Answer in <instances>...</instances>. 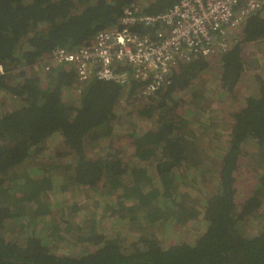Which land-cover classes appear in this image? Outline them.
Listing matches in <instances>:
<instances>
[{
	"label": "trees",
	"instance_id": "16d2710c",
	"mask_svg": "<svg viewBox=\"0 0 264 264\" xmlns=\"http://www.w3.org/2000/svg\"><path fill=\"white\" fill-rule=\"evenodd\" d=\"M134 1L0 0V94L18 103L0 115V264H264V219L258 215L264 204V81L256 77L257 96L239 105L235 95L244 79L243 46L264 40L263 17L242 22L236 30L242 37L226 53L181 64L155 95H146L135 80L128 85L82 81L73 66L52 64L47 71L43 64L57 47L91 45ZM177 1L161 0L144 13L164 12ZM215 61L222 65L219 108L200 83ZM32 67L37 73H29ZM125 94L135 98L126 113L134 122L123 132L116 128L123 119L116 107ZM225 100L240 109L226 108ZM187 113H194L192 128L200 132L187 130ZM219 113L230 127L224 144L217 141ZM117 131L131 141L130 161L121 139L113 138ZM204 140L219 144L202 145ZM248 145L258 160V185L238 205L236 173ZM46 151L47 164L27 167ZM211 178L215 191L203 212L193 208L187 217L179 216L182 201ZM80 189L95 205L72 203L81 217L74 226L57 225L53 214L49 223V197L62 202ZM122 203L117 217L124 224L110 235L107 228L98 229V214ZM171 209L169 218L165 212ZM199 215L206 226L192 244L165 247L151 233L165 224L197 222ZM60 231L75 232L91 249L55 254L50 244Z\"/></svg>",
	"mask_w": 264,
	"mask_h": 264
},
{
	"label": "built area",
	"instance_id": "2783aa9c",
	"mask_svg": "<svg viewBox=\"0 0 264 264\" xmlns=\"http://www.w3.org/2000/svg\"><path fill=\"white\" fill-rule=\"evenodd\" d=\"M255 15L264 18V0H178L157 14L132 5L91 45L57 47L43 64L47 71L52 64L73 66L82 81L96 78L128 85L135 80L146 95H155L181 64L198 58L210 61L232 49L238 26ZM144 29L149 32H141Z\"/></svg>",
	"mask_w": 264,
	"mask_h": 264
},
{
	"label": "rangeland",
	"instance_id": "374dc122",
	"mask_svg": "<svg viewBox=\"0 0 264 264\" xmlns=\"http://www.w3.org/2000/svg\"><path fill=\"white\" fill-rule=\"evenodd\" d=\"M161 0H135L133 3L136 7H138L142 11H147L150 9L151 6L158 5ZM236 39L239 41V38L242 37L239 32H236ZM243 62L245 64V71H244V79L242 80L238 87L235 90V95L237 98V104L239 105L240 100H245L249 98L250 96L258 94V89L256 86V77H259L264 81V40H258L257 42H251L247 43L243 46ZM212 68L209 72H206L204 75H202V80H201V90L204 88L209 91L210 94L214 95L212 96V102H213V107L214 108H219V104L216 100L221 101L220 94L223 93L222 90L220 89L221 87V76H222V65L219 63V61H215L212 64ZM30 69V68H29ZM28 69L29 73L31 74L32 71L37 73L39 70L36 67H32L30 70ZM218 69V70H217ZM33 74V73H32ZM127 93V92H125ZM11 97H5L3 93L0 94V115L2 114V110L7 111L8 109L12 108V105L14 104L12 100H10ZM130 100L133 102L135 101L134 97H128L127 94H125L122 97L121 104L116 107L117 113L123 115V119L120 122V125L117 126L120 131L125 132L126 130L129 129L128 123L131 121L132 123L134 120L127 116V111L129 110V105H130ZM187 100V99H186ZM227 102V103H226ZM231 100H225V107H231L233 106V110L240 109L239 106L236 104H229ZM210 103V102H209ZM5 104V105H3ZM15 106H18V103L14 104ZM142 106V104H137V107ZM217 110V109H215ZM194 112V111H193ZM187 116L190 118L189 122V128L187 129L189 132H198L199 129H194L192 128V125L197 122L196 117L194 113H187ZM136 118V116H135ZM137 119V118H136ZM228 121V120H227ZM223 119L221 118V113H219L218 117V123L219 129H220V135L217 137V141L220 142V144H224L223 142L228 141V130H229V125L224 126L226 123H223ZM139 128H142L141 123L139 124ZM200 132V131H199ZM120 134L118 131L113 134V138L117 140L118 138L121 139V144L123 146H126V151H125V157L130 161L131 160V152L133 149L129 146L131 141L126 140L125 138H122L119 136ZM200 137V136H199ZM223 141V142H222ZM202 145H210V144H219V143H212V142H205L204 141H199ZM53 146V145H52ZM204 147V146H203ZM244 153H245V158L241 160L240 167L236 173L237 177V188H238V196L236 199V203L240 205L245 198L249 196V193L253 188L257 187L258 185V178L256 177V172L258 170V160L256 161L255 153L254 150L252 149L251 145L244 146ZM47 151L44 152L42 157L40 159H35L34 161L31 160L28 162L29 164L27 165L28 168H34L37 165L40 164H47ZM212 177V176H210ZM213 178V177H212ZM212 178L205 183V185L202 187V191L199 192H193L189 195V198L186 201H182V208L179 211V216L187 217V213L191 211L193 208L198 211V212H203L204 210V205H205V200L208 198L210 194H212L215 191V186L211 185V180ZM84 189H80L77 191L71 190L70 193H67L65 197H61L60 199L57 200L56 197H49V210L50 213L47 214L46 220H49L50 223V218H52L50 215L53 214L57 218V225H66V227H70V224L74 226V223H78L79 220L81 219L80 215L77 214L76 209L73 207L72 203L74 202H80L81 204L84 205H89L90 207L95 205L92 202L86 201V194L82 193ZM86 195V196H85ZM72 196V197H71ZM264 202V201H263ZM124 204L122 203L119 207L116 208V210L112 206L108 211H103L100 212L97 216L98 220V225L100 226L98 229H104L107 228V234L110 235L114 232V230H117L118 227H121L120 225L124 224V222L119 219L117 216L122 210V206ZM169 204H167L168 206ZM167 210V207L165 208ZM98 211V210H97ZM173 209L170 211L165 212V215L170 218L172 214ZM258 215L264 219V204L262 208H260ZM263 216V217H262ZM40 225V224H39ZM206 226L205 222L203 221V217L199 215L197 222H195L193 219H191L190 222L188 223H180L176 224L172 227L165 225L158 226V228H153L151 227V233L153 236L159 237L164 246L167 247L168 245H173L177 244L178 242H189V243H194L195 240L197 239V233L198 232H203L204 227ZM18 229L23 228V223L21 225L16 226ZM41 227V225H40ZM60 227V228H61ZM47 229H50L49 227H46ZM147 228V225L145 229ZM173 228V229H172ZM64 229V228H62ZM253 227L247 225V230L249 232H255V230H252ZM10 234H14L15 230L13 228H10ZM149 230V231H150ZM61 232V231H60ZM119 232V231H117ZM115 232L114 234H116ZM43 234L46 236L48 232L44 231ZM106 235V236H108ZM58 236L64 237V239L59 240ZM77 236L74 234L71 235H66L65 232H57L55 236V241H53V244L51 245V248H53V252L57 255H76V254H81L84 253L91 248L89 247L88 244H82L79 243ZM125 238H127L125 236ZM129 239V238H128ZM124 241H127L125 239Z\"/></svg>",
	"mask_w": 264,
	"mask_h": 264
}]
</instances>
